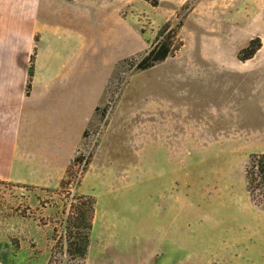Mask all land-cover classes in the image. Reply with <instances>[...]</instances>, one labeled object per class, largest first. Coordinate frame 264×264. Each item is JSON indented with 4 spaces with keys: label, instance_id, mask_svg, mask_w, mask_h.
<instances>
[{
    "label": "rangeland",
    "instance_id": "rangeland-1",
    "mask_svg": "<svg viewBox=\"0 0 264 264\" xmlns=\"http://www.w3.org/2000/svg\"><path fill=\"white\" fill-rule=\"evenodd\" d=\"M74 3L94 42L61 25L38 51L54 70L97 61L99 103L64 171L0 181V264H264L245 179L264 153V0Z\"/></svg>",
    "mask_w": 264,
    "mask_h": 264
},
{
    "label": "crops",
    "instance_id": "crops-1",
    "mask_svg": "<svg viewBox=\"0 0 264 264\" xmlns=\"http://www.w3.org/2000/svg\"><path fill=\"white\" fill-rule=\"evenodd\" d=\"M74 2L0 0V181L39 183L24 181L21 170L26 167L39 180L50 179L61 167L64 171L67 149L79 145L99 103L97 61L88 63L73 52L63 69L54 70L38 51L42 34L61 25L80 26L94 42Z\"/></svg>",
    "mask_w": 264,
    "mask_h": 264
},
{
    "label": "trees",
    "instance_id": "trees-1",
    "mask_svg": "<svg viewBox=\"0 0 264 264\" xmlns=\"http://www.w3.org/2000/svg\"><path fill=\"white\" fill-rule=\"evenodd\" d=\"M173 37V31L168 35L167 40L161 41L153 49H151L136 65L137 69H146L156 63L164 60L170 53L169 38ZM260 47L259 39L250 40L245 46L238 57L241 59L250 58L255 51ZM35 52V50H34ZM34 52L31 55L28 66V77L33 74V58ZM29 87V81L27 84ZM245 179L246 188L253 201L257 206H264V153H253L250 155L249 160L245 166Z\"/></svg>",
    "mask_w": 264,
    "mask_h": 264
}]
</instances>
